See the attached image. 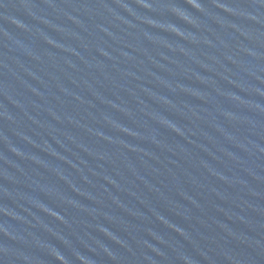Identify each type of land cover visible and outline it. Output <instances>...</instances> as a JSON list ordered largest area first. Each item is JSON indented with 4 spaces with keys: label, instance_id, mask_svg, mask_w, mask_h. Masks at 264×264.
<instances>
[{
    "label": "water",
    "instance_id": "1",
    "mask_svg": "<svg viewBox=\"0 0 264 264\" xmlns=\"http://www.w3.org/2000/svg\"><path fill=\"white\" fill-rule=\"evenodd\" d=\"M0 264H264V0H0Z\"/></svg>",
    "mask_w": 264,
    "mask_h": 264
}]
</instances>
